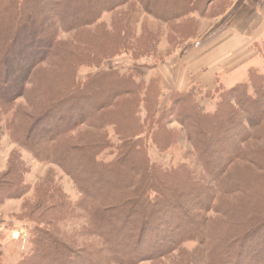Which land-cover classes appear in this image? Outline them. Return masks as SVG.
<instances>
[{
	"label": "rangeland",
	"instance_id": "374dc122",
	"mask_svg": "<svg viewBox=\"0 0 264 264\" xmlns=\"http://www.w3.org/2000/svg\"><path fill=\"white\" fill-rule=\"evenodd\" d=\"M43 1L42 4L37 5V8L44 10L45 16L46 12L52 9L53 12H57V16H63L68 8H62V4L72 0H59V3L54 6L51 2ZM89 1L92 5L100 4L103 7L97 24L78 30L61 29L57 31L58 51L49 60L40 61L41 56L37 53L40 51L39 45L46 40V27L43 32L40 29L39 34L35 36V45H31V39L29 40V37H34L33 34L18 36V43L13 48L18 54L15 60L0 59V63L12 66L10 71L5 72H3L5 68H0V74L5 73L10 80H15V75L9 72L13 70L18 72L23 67L29 69L36 63L24 95L14 101L8 112L3 110L0 104V182L3 180L8 183L16 182L20 187L18 190L10 191V194L0 189L1 264H17L23 257L32 253V240L35 228L38 226L36 221L47 223L50 229H55L54 234L60 237V243L64 245L57 251L42 252L45 259L46 253L47 256L59 253L66 256L67 247L71 250L69 254L71 260L62 263L59 258V261H56L57 264H96L100 260V255L93 252L99 245L100 239L97 236H87L82 232L89 224V220L80 201L83 195L78 188L77 181L62 163L49 161L40 156L36 152L38 150L23 144L20 139L26 136V132L22 130L21 133L20 128L17 129L18 126L28 128L31 125V141L35 142L38 136H46L47 125L54 129L58 126L65 128L70 123L74 124L76 126L64 135L68 146H81L108 139L112 146L101 154L99 159L110 162L114 159L112 152L117 153L122 145L121 138L138 133L141 130L139 127L148 118L158 127V130L153 129L155 130L154 137L147 139L149 161L168 170L175 169L181 164H187L192 169L195 179L202 181L201 179L207 176V173L198 162L195 145L197 143L200 146L202 142L201 135L195 127L200 123L196 118V111L184 110L183 105L178 103L180 100L178 93L187 94L196 88L205 90L208 86L220 89L221 79H218L215 74L217 70H229L241 64L243 69L238 71L237 75L222 78L224 84L229 86L232 85L231 83L246 81L248 79L246 69L249 66L256 67L264 74V53L259 52L258 54L257 45L252 43V37L231 42L228 48L232 50L233 56L226 61L224 57L230 55L231 52L224 53L217 46L224 40L230 39L229 34L237 31L235 29L237 23L242 24L243 19H247L249 11L258 5L259 0H200L203 3L199 2L195 8L202 10V13L196 11L192 14L187 13L189 12L187 10L191 9L189 0H86V2ZM183 8L187 13L186 17H172L174 10L179 11ZM69 11L70 13L64 15V25H69L79 19L88 10H83L80 15L77 13V17L72 14L71 9ZM40 22L41 17L31 24L35 28ZM25 26L31 27L27 22ZM35 59L36 61L32 64ZM30 64L32 65L29 66ZM205 66L210 68L205 69ZM193 68L196 70L195 75L192 72ZM106 71L133 77L136 90L126 96H114L113 91L105 94L104 88L113 83L103 82V80L99 82L101 85L91 87L92 78L98 79ZM1 79L2 77L0 78L2 91L8 92L16 89L12 87V84L4 83ZM18 80L17 78L16 81ZM188 84L192 85L188 87ZM74 86L76 89L88 91H79L80 94L67 98L65 103L62 102L63 105H57L55 99L61 95L64 88ZM100 86L102 88L98 90ZM113 86L115 85H112V89H114ZM146 89H149L147 100L143 96ZM159 90H162L163 94L158 106L159 112L166 110L167 106L170 107L166 110L162 120L154 117L156 112L154 109V112H150L148 104L149 102L151 105L155 103L151 99L152 93H157ZM93 91L102 95L91 94L90 92ZM219 93L214 94L212 101L200 99V104L204 107L203 112L216 110L220 101ZM260 96L263 95L260 93ZM153 99L156 101L155 98ZM104 103L107 105L104 106ZM66 104H69L71 110L67 109ZM251 108H253L252 113L246 110L247 113L240 112L235 115L238 116V123L222 126V132L228 133L230 139L234 138L235 143H230L231 148H225L220 140L212 144L216 156L223 158L228 153L233 155L238 145L246 151L264 149V140L256 137L257 129L252 132L250 128V125L256 121V113L264 111V104ZM187 111L189 115L185 117ZM49 113L55 115L54 123L43 120V116ZM63 113H67L66 115L73 113L75 117L69 122H59L58 114ZM249 115L255 119H250ZM207 121L214 122L211 118ZM213 129L217 130V126ZM14 131H16L15 134ZM211 135L208 134V136ZM65 161L68 166L78 172L86 171L91 167L88 155L86 153L79 155L76 150H71L66 154ZM132 165L128 164L123 169L121 176L124 179L131 173ZM250 168L253 169V174L249 176L255 178L254 181H256L247 193L242 191L234 196L220 195L218 201H223L236 208L247 204L254 205L258 201L259 195H256V192L260 194L264 190V169L252 167V164L246 161L235 163L231 169L240 174L248 169L251 172ZM104 176L99 179L95 177L89 179L90 189L93 192L101 193L103 190H112L117 181L108 175ZM171 186L173 185L167 183L165 185L167 189ZM211 189L214 187L211 186ZM186 192L185 190L177 194L174 190H170L169 195L184 204L182 209L192 213L196 204L193 200L186 199ZM49 193H52L56 201L53 199L51 202L47 201L50 197ZM58 194L62 196L64 209L57 204ZM137 213L130 212L132 217L128 220L127 227H132L137 220L135 218ZM115 224L116 220L106 219L102 228L108 231ZM187 227L194 226L188 224ZM58 229L63 233L62 235ZM131 230L134 231V229ZM116 235L112 234L114 241H116ZM122 239L123 236L118 237L119 247L123 246ZM44 242L49 241L46 239ZM184 246L189 251L175 250L160 259H145L134 264H201L200 261L191 263L186 258L191 250L197 247V243L189 241ZM73 251L82 252V257L77 259L74 257L73 261Z\"/></svg>",
	"mask_w": 264,
	"mask_h": 264
},
{
	"label": "trees",
	"instance_id": "16d2710c",
	"mask_svg": "<svg viewBox=\"0 0 264 264\" xmlns=\"http://www.w3.org/2000/svg\"><path fill=\"white\" fill-rule=\"evenodd\" d=\"M43 2V0H0V59L15 60L18 54L13 48L18 43V36L33 34L34 37H29V40L31 39V45H35V36L39 34L40 29L43 32L46 27V40L42 45H39L40 51L37 53L41 56L40 61H47L57 54L59 46L57 33L61 29L70 31L95 25L101 17V10H103L102 5H92L90 1L86 2V0L64 2L62 8H68L65 14L70 13L69 9H71L72 14L77 17V13L80 15L83 10H88L79 19L74 20L69 25H64L65 14L57 16V12H53L52 9V11L46 12L45 16L43 14L44 10L37 8V5ZM46 2H51L54 6L59 3V0H46ZM189 2L191 9H188L189 12L187 13L192 14L196 11L202 13V10L196 9L195 6L199 2L203 3V1L189 0ZM257 4L249 11L247 19H243V23L239 22L235 27L238 32L248 37H255L264 24V0H259ZM180 10H174L172 12L173 16H171L186 17L187 13H185L184 8ZM40 17L39 26L34 28L31 23ZM26 22L30 23L31 27L27 28L25 26ZM257 49L260 53H264V43H258ZM35 61L36 59L32 61V64ZM35 64L29 69L23 67L18 72L14 70L9 72L15 75V80H10L8 76H5V73L0 74V78L2 77L1 80L4 83H10L14 89L16 88L8 92L0 89V104L6 112L12 108L14 101L26 92ZM0 68H5L3 71L5 72L10 71L12 66L9 67L5 63H0ZM17 78L19 79L18 82L16 81ZM102 80L103 82L111 81L112 85H115V87L113 86L114 89L111 88L112 85L104 88L105 94L113 91L114 96H126L136 90V82L133 77L114 71H106L98 79L93 77L90 86L101 85L99 82ZM123 87L125 88L121 90L120 88ZM101 88L100 86L98 90ZM149 89H146V93L143 95L146 100L149 97ZM79 91L88 90L76 89L75 86L64 88L61 95L59 94L60 96L55 99L57 105H63L67 98L73 97L74 94H80ZM218 92H220V101L216 110L214 112H203L204 107L200 104V99L212 101L214 94ZM90 93L102 95L101 93L96 94L95 91ZM260 93L263 96H260ZM152 95V102L155 103L152 105L150 102L148 103L150 105L149 111L154 112L155 110L154 117L156 116L159 120H162L166 110L170 107L167 106L166 110L159 112L158 106L163 95L162 90L152 93ZM178 97L180 99L178 103L183 105L184 110L193 109L196 111V118L200 123L195 127L201 135L202 142L200 146L197 143L195 145L198 162L205 168L207 173V176L201 179L202 181L195 179L192 169L187 164H181L175 169L168 170L149 161L147 139L148 137H154L155 130L153 131V129L158 130V127L156 123H152L148 118L139 127L141 130H138V133L121 138L122 145L117 153L112 152L114 159L110 162L99 159V156L112 146L108 139L81 146H68L67 138L64 135L76 126L74 124L71 125L70 123L65 128L58 126L59 128L54 129L47 125L46 136H38L39 138L35 139V142L31 141V125L28 128L18 126L17 129L20 128L21 133L22 130L26 132V136H22L20 139L23 144L38 150L36 152L49 161L62 163L77 181L78 188L83 195L80 201L83 209L87 212L89 220V224L82 232L87 236H97L100 239L99 245L93 251L100 255V260L96 264H134L145 259L156 260L175 250L189 251L184 246L189 241L197 243V247L191 250L188 257H186L191 263L200 261L201 264H264V190L260 194L256 192L259 197L254 205L247 204L236 208L233 205H228V203H223V201H218L220 195L234 196L242 191L247 193L256 181H254L255 178L249 176V174H253V169L250 168L251 172L248 169L246 172L238 174L231 168L237 162L246 161L252 164V167L264 169V149L246 151L243 150L241 145H238L233 155L228 153L223 158L218 157L219 155L216 156V152L213 151V145L218 140L224 144L225 148H231L230 143H235L234 138L230 139L228 133L222 132V126L238 123V116H235L237 113H247L246 110L252 113V106L256 108L258 105L264 104V74L256 67H252L249 69L248 79L235 84L231 88L222 87L215 91L196 88L187 94L178 93ZM190 98H193V100H190ZM105 104L107 105V103H104V106H106ZM66 107L67 109L70 108L69 104H66ZM99 108L102 107L99 106ZM185 113V117L189 115L188 111ZM66 114H58V121L69 122L75 117L72 115L73 113H71L73 117ZM46 115L43 116V120L54 123L55 115H50V113ZM249 116L250 119H255L252 115ZM209 118L213 119L214 122L209 123L207 121ZM214 126H217V130L213 129ZM250 128L252 132L257 129L258 134L256 137L264 140V111L256 113V121L250 125ZM208 134L212 135L208 136ZM71 150H76L79 155L86 153L91 167L86 171L81 170L80 173L68 166L65 161L66 154ZM128 164H133V169L129 176L124 179L121 175ZM104 175H108V177L110 176L117 181L114 183L112 190H103L101 193L93 192L90 189L89 179L92 177L103 178ZM166 183L173 186L167 189L165 187ZM208 183H210L209 186ZM0 186L2 187L0 189L9 194L10 191L20 188L18 183H8L4 180L0 182ZM211 186L214 189H211ZM170 190H174L177 194L187 191L186 199L188 201L193 200V203L196 204L193 214L182 209L184 204L179 203L178 199L172 197V195L170 196ZM49 196L48 202H51L52 199L56 201L52 197V193H49ZM57 198L59 200L57 204L64 209L62 196L58 194ZM132 211L138 212L135 216L137 220H135L132 227H127L128 220L132 217L130 214ZM106 219L116 220V224L110 227L108 231L102 228ZM36 223L38 226L35 228V235L32 240V253L27 257H23L17 264H57L59 258L62 263L69 262V259L71 260V255H69L71 250L67 247L65 249L66 256L60 253L54 256H51V254L47 256L46 253V259L42 256V252L57 251L58 248H63L64 245L60 243V237L54 234L55 229H50L47 223L44 224L39 221H36ZM188 224L194 227L188 228ZM131 229H134V231ZM112 234H117L115 236V238L117 237L116 241L112 239ZM122 236L123 246L120 247L123 249L120 250L118 237L122 238ZM46 239H48V243L44 242ZM158 240L162 241L158 243L156 242ZM90 252L88 253L90 254ZM72 253H74L73 261L82 257V252L73 251Z\"/></svg>",
	"mask_w": 264,
	"mask_h": 264
},
{
	"label": "crops",
	"instance_id": "0c3cea01",
	"mask_svg": "<svg viewBox=\"0 0 264 264\" xmlns=\"http://www.w3.org/2000/svg\"><path fill=\"white\" fill-rule=\"evenodd\" d=\"M230 35V39L229 40H224L223 42H221V43H219L217 46H219L220 47V49L224 52V53H228L227 51H232L230 48H228V46H229V44L231 43V42H233L234 40L235 41H238L239 39L240 40H246V39H249L248 38V36H245V35H243V34H241L240 32H237V31H233V32H231V34H229ZM253 38V40H252V43L253 44H255V45H257L258 43H264V24L262 25V27H261V29H260V31L258 32V34H256V36L255 37H252ZM229 41V42H228ZM241 43V42H240ZM228 48V49H227ZM258 51V50H257ZM219 52V51H218ZM258 54H259V51H258ZM230 56H233V54H232V52H231V54L230 55H227V56H225L224 57V61H226V60H229L230 59ZM203 59V58H202ZM223 61V60H222ZM253 66V65H252ZM208 66H205V69L207 68ZM243 66H242V64L240 65V66H238V67H236V68H233V69H229V70H222V71H218L217 70V72L215 73L216 74V76H217V78L218 79H221V81H220V86H221V88L222 87H224V88H226V89H228V88H231V87H233L235 84H237V83H240V82H243V81H239V82H236V83H231L232 85H229V86H227L226 84H224L223 83V81H222V78L223 77H233L234 76V74H236L237 75V72L238 71H240L241 69H243L242 68ZM208 68H210V67H208ZM251 68V66H249L246 70H247V72H249V69ZM194 71H196L194 68H193V70H192V72L194 73V75L196 74V72H194ZM193 75V76H194ZM206 78V77H205ZM229 78H227V79H229ZM204 79V78H203ZM203 81V80H202ZM189 85V84H188ZM192 84H190L188 87H190ZM213 86H214V84H213ZM212 86H208L205 90H211V91H215L216 90V88H211ZM209 88V89H208Z\"/></svg>",
	"mask_w": 264,
	"mask_h": 264
}]
</instances>
